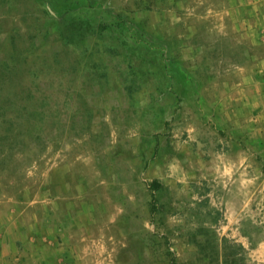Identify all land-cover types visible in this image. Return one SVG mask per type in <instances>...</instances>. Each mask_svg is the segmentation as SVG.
I'll return each mask as SVG.
<instances>
[{
  "label": "rangeland",
  "instance_id": "374dc122",
  "mask_svg": "<svg viewBox=\"0 0 264 264\" xmlns=\"http://www.w3.org/2000/svg\"><path fill=\"white\" fill-rule=\"evenodd\" d=\"M0 264H264V0H0Z\"/></svg>",
  "mask_w": 264,
  "mask_h": 264
}]
</instances>
